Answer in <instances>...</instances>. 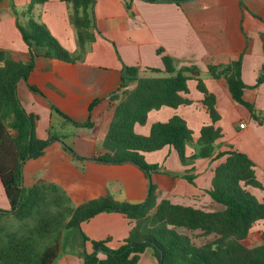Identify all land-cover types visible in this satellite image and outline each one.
<instances>
[{
  "label": "crops",
  "instance_id": "1",
  "mask_svg": "<svg viewBox=\"0 0 264 264\" xmlns=\"http://www.w3.org/2000/svg\"><path fill=\"white\" fill-rule=\"evenodd\" d=\"M31 0H0V50L13 61H27L29 53L17 24L25 25ZM131 3L127 9L126 4ZM71 6L61 0L35 5L30 17L43 24L73 62L37 57L27 81H19L17 94L25 110L36 117L35 135L40 140L53 138L43 153L22 166L21 187L35 184L56 185L72 208L110 197L132 205L146 201L149 186L156 187V202L206 211H221L223 206L207 194L213 170L224 159L198 158L183 165L174 150L165 147L144 154L158 171L146 175L132 164H108L97 159L107 153L103 140L116 105L125 97L120 89L125 67L137 69V78L164 76L150 69H163L157 50L178 61V67L197 66L199 78L215 99L219 120L214 126L222 137L215 143V154L233 150L244 153L255 164L257 180L264 185V83H256L264 66V0H194L177 6L171 2L143 0H95L93 39L79 47L76 29L71 24ZM241 79L247 88L243 99L254 106L256 118L233 101L224 77L213 78L208 66L226 65L239 58ZM35 87L33 92L29 87ZM130 83L127 89H133ZM188 93L180 95L190 104L177 108L151 110L144 125H135L137 134L148 135L155 123L171 117L183 119L193 133L185 155L192 156L202 126L212 123L203 105L197 81H187ZM116 95V100L112 96ZM94 101L98 103L91 108ZM77 123L91 121L90 128ZM243 124V127H240ZM67 148V149H65ZM193 175L194 185L183 176ZM255 193L254 190H251ZM258 196L264 192L256 190ZM0 181V210H9ZM12 218V217H11ZM134 222L125 214L100 212L60 235V251L54 264H83L81 254L96 253L92 242L107 241L118 249ZM76 230V231H75ZM80 232L87 238L82 241ZM264 220L257 222L242 243L249 247L264 242ZM74 237L70 241L69 237ZM103 258L102 253L97 254ZM137 264H158L147 248Z\"/></svg>",
  "mask_w": 264,
  "mask_h": 264
},
{
  "label": "trees",
  "instance_id": "2",
  "mask_svg": "<svg viewBox=\"0 0 264 264\" xmlns=\"http://www.w3.org/2000/svg\"><path fill=\"white\" fill-rule=\"evenodd\" d=\"M50 0H31L25 25L17 24L27 46L29 59L13 61L0 50V181L9 202V210H0V219L12 217L15 229L0 225V264H54L60 251V235L65 230H79V224L100 212L125 214L134 222L129 235L118 249H111L107 241L92 242L96 253L83 252V264H137L141 254L151 248L158 264H264V242L246 247L242 241L251 228L264 220V192L255 175V164L244 153L228 150L214 153L215 143L222 137L214 126L219 120L214 96L206 90L199 78L197 66L178 67V61L157 50L163 69H150L164 76L137 78V69L125 67L120 89L125 97L116 105L113 118L103 140L107 150L97 160L108 164H132L147 176L158 171L155 164H147L144 154L169 147L175 151L183 165L198 158L224 159L213 170L207 194L221 211H206L191 206L173 204L167 199L156 202L153 185L144 203L132 205L117 202L110 197L91 200L76 208L69 205L67 197L50 183L35 184L28 189L21 187L22 166L28 159L39 157L53 138L40 140L35 135L36 117L21 104L17 85L27 81L35 69L37 57L73 62V58L50 34L46 27L30 17L35 5ZM71 6V24L76 29L77 43L83 48L93 39L95 0H61ZM149 3L171 2L181 6L194 0H143ZM131 8V3L126 4ZM264 41V38H263ZM241 60L226 65L208 66L213 78L224 77L234 102L243 106L252 118H256L254 106L243 99L247 86L241 79ZM195 79L203 94L202 101L212 123L199 131L195 153L187 157L186 145L192 142L193 133L178 116L167 122L155 123L148 135L137 134L135 125H144L151 110L161 107L177 108L190 101L181 93H188L187 81ZM135 83L133 89H127ZM264 83V66L253 88ZM38 92L35 87H29ZM116 100V95L112 96ZM98 101L91 105L93 108ZM64 119L77 127L90 128L89 120L77 123L61 113ZM67 149V148H65ZM183 178L194 185L193 175ZM251 190H254L252 192ZM183 230V231H180ZM185 231L197 233L196 239H204L196 245L195 237ZM82 241L87 238L80 232ZM103 254V258L98 257Z\"/></svg>",
  "mask_w": 264,
  "mask_h": 264
},
{
  "label": "rangeland",
  "instance_id": "3",
  "mask_svg": "<svg viewBox=\"0 0 264 264\" xmlns=\"http://www.w3.org/2000/svg\"><path fill=\"white\" fill-rule=\"evenodd\" d=\"M145 162L147 163V164H149L148 163V161H147V159H145ZM257 195V194H256ZM0 225H5L6 226V228H8V229H15L16 228V225H17V222H16V220H14V218H11V217H5V218H2V219H0ZM65 231H67V230H65ZM65 231H63L62 233H64ZM76 231V230H75ZM180 231H183V230H180ZM188 235H190L191 237H195V239H196V237H198V236H196L197 235V233H190V232H187V231H185ZM61 233V234H62ZM264 236V233H263V235H260V237H263ZM73 238L74 237H72V236H70L69 237V239H70V241L72 242V241H74L73 240ZM75 242V241H74ZM202 242H205V240L204 239H196L195 240V243H196V245H201L202 244ZM256 243H254V244H251L249 247H251V246H254Z\"/></svg>",
  "mask_w": 264,
  "mask_h": 264
},
{
  "label": "built area",
  "instance_id": "4",
  "mask_svg": "<svg viewBox=\"0 0 264 264\" xmlns=\"http://www.w3.org/2000/svg\"><path fill=\"white\" fill-rule=\"evenodd\" d=\"M240 127H243V124H240Z\"/></svg>",
  "mask_w": 264,
  "mask_h": 264
},
{
  "label": "water",
  "instance_id": "5",
  "mask_svg": "<svg viewBox=\"0 0 264 264\" xmlns=\"http://www.w3.org/2000/svg\"><path fill=\"white\" fill-rule=\"evenodd\" d=\"M24 164V163H23ZM95 249H98V247L96 246Z\"/></svg>",
  "mask_w": 264,
  "mask_h": 264
}]
</instances>
